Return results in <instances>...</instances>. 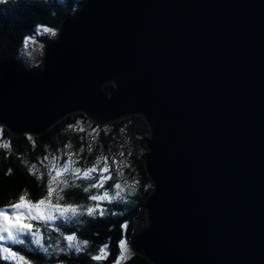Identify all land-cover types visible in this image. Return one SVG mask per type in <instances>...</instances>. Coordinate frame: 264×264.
I'll return each instance as SVG.
<instances>
[{
	"label": "water",
	"instance_id": "water-1",
	"mask_svg": "<svg viewBox=\"0 0 264 264\" xmlns=\"http://www.w3.org/2000/svg\"><path fill=\"white\" fill-rule=\"evenodd\" d=\"M74 114L148 126L153 190L129 238L135 254L264 264V0H86L39 69L0 59L11 135L40 136Z\"/></svg>",
	"mask_w": 264,
	"mask_h": 264
},
{
	"label": "trees",
	"instance_id": "trees-1",
	"mask_svg": "<svg viewBox=\"0 0 264 264\" xmlns=\"http://www.w3.org/2000/svg\"><path fill=\"white\" fill-rule=\"evenodd\" d=\"M85 1L0 0V59L18 57L31 69H39L40 63H30L23 58L28 40L35 38L42 47L54 40L64 17L74 13ZM112 90L113 85H107L104 93L108 95ZM148 138L149 129L141 116L101 126L82 114H74L40 136H14L0 127V206L14 203L25 190L26 199L31 201L45 196L49 162L58 157L55 164L59 168L70 154H74L69 172L62 173L53 183L56 191L53 192L52 202H56L59 192L64 197L59 201L62 205L98 204L99 208L104 209L103 215L97 211L95 216L84 215L71 222L56 219L44 225L34 221L44 236L43 243L49 248L48 253L32 251L36 246L27 238L26 246L16 245L14 248L34 264H114L120 253V241L125 240L130 252L119 264H151L143 256L135 254L129 246L141 206L153 190L144 165ZM5 144L9 146L4 147ZM101 157L108 158L109 171L103 175L110 178L99 187L84 192V187L99 182V170L105 166L102 159L96 165ZM33 164L36 165L35 174L30 171ZM89 167L98 169L90 173L97 179H86L82 173L78 177L71 175L72 168ZM41 173L43 179L38 178ZM65 179L69 182L68 187L59 183ZM117 183L121 185L120 189L115 188ZM73 184L80 186L74 187ZM105 192L109 193L107 199H89L91 195L103 196ZM124 225H127L126 229ZM67 235L88 241V245L79 252L69 249L64 239ZM104 244L108 245L107 258L93 260L92 256ZM0 264L13 262L0 259Z\"/></svg>",
	"mask_w": 264,
	"mask_h": 264
},
{
	"label": "snow or ice",
	"instance_id": "snow-or-ice-1",
	"mask_svg": "<svg viewBox=\"0 0 264 264\" xmlns=\"http://www.w3.org/2000/svg\"><path fill=\"white\" fill-rule=\"evenodd\" d=\"M45 31H51L50 29H45ZM54 34V33H53ZM31 139V138H29ZM4 147L9 145L5 144ZM71 147V145H68ZM72 155L70 154L67 160L57 168L55 160L58 157H54L52 161L49 162L48 171V181L46 187V195L38 198L36 201H31L26 199L27 191L25 190L17 200L8 205L0 206V259L3 261H11L13 264H34V262L29 261L24 254L16 250L14 246H26V238L32 245L36 247L31 249L32 251H43L44 253L49 252V248L43 243L44 236L41 230L36 227L34 221H38L44 225H47L50 221L54 222L56 219H62L67 222L75 220L77 217L88 215L90 217L95 216L97 211L100 215L104 214V209L99 208L97 205H74V204H60L59 201L63 200L64 197L59 194L56 195V202H52L53 192L56 189L53 187V183L56 178L62 173L69 172V165L73 163ZM47 160L48 157H45ZM101 159L104 161L103 169L99 170V182L92 183L89 186L83 188L84 192H89L91 188L99 187L104 180L110 177L104 176L103 173L108 172V158L101 157L97 159L96 165H99ZM36 165L33 164L30 171L35 174ZM96 167H89L85 169L72 168L71 175L73 177H78L83 175L86 179H97V177L90 176V173L97 172ZM55 173V175L53 174ZM40 179H43V173L40 174ZM64 187L69 186V182L65 180L59 181ZM74 187H79L80 185L73 184ZM116 189H120L121 185L119 183L115 184ZM63 191V189H60ZM119 194L117 193V196ZM109 193L105 192L103 196L91 195L89 197L92 201H101L107 199ZM127 228V225H124ZM58 230V229H57ZM64 239L68 242L67 247L69 249H74L77 252L81 251L84 247L88 245V241H81L75 235L64 236ZM120 253L114 264H119L120 261L126 259V254L130 252L127 247V242L121 240L119 244ZM108 255V245L104 244L100 247L95 255L92 256L93 260L100 261L106 259Z\"/></svg>",
	"mask_w": 264,
	"mask_h": 264
},
{
	"label": "rangeland",
	"instance_id": "rangeland-1",
	"mask_svg": "<svg viewBox=\"0 0 264 264\" xmlns=\"http://www.w3.org/2000/svg\"><path fill=\"white\" fill-rule=\"evenodd\" d=\"M43 51H44V46L42 47V45L39 44V42L35 38H31L30 40H28L24 48L23 58L24 60H28V62L30 63H34V64L40 63L41 64V60L43 57ZM135 116L136 115L131 116V117H135Z\"/></svg>",
	"mask_w": 264,
	"mask_h": 264
}]
</instances>
